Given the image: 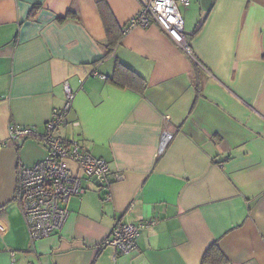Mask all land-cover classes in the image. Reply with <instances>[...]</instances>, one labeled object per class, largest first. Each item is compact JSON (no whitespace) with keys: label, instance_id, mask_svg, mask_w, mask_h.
I'll use <instances>...</instances> for the list:
<instances>
[{"label":"crops","instance_id":"0c3cea01","mask_svg":"<svg viewBox=\"0 0 264 264\" xmlns=\"http://www.w3.org/2000/svg\"><path fill=\"white\" fill-rule=\"evenodd\" d=\"M190 2L192 56L156 23L122 35L138 0H0V264H203L214 245L226 264H264V0ZM117 64L145 85L111 82ZM66 83L59 133L109 163L111 200L87 181L64 228L32 242L17 173L46 150L9 128L43 133ZM120 222L146 225L131 255L103 246Z\"/></svg>","mask_w":264,"mask_h":264},{"label":"built area","instance_id":"2783aa9c","mask_svg":"<svg viewBox=\"0 0 264 264\" xmlns=\"http://www.w3.org/2000/svg\"><path fill=\"white\" fill-rule=\"evenodd\" d=\"M140 11L123 29L127 35L136 28H149L153 23L161 29L186 54L192 56L190 39L185 33L184 19L179 6L187 8L190 0H138ZM66 102L61 109L53 111L52 119L46 124L43 133L34 128L12 125L9 128V141L19 147L28 140H34L46 150L43 160L32 166L20 165L17 173V199L32 242L48 238L60 232L69 217L67 204L73 197H81L88 189L87 181L97 185V190L105 194V201L111 200L109 188L112 184V171L109 163L94 157L79 141L67 140L60 135L61 127L67 124V116L74 106L75 94L66 83ZM173 135L165 131L160 140L158 156H161ZM6 143L0 144L1 149ZM69 163L76 165L85 178L73 174ZM145 224L118 223L105 239L103 246L113 247L117 256H127L137 248V238ZM6 227L0 223V231Z\"/></svg>","mask_w":264,"mask_h":264},{"label":"trees","instance_id":"16d2710c","mask_svg":"<svg viewBox=\"0 0 264 264\" xmlns=\"http://www.w3.org/2000/svg\"><path fill=\"white\" fill-rule=\"evenodd\" d=\"M110 34H111V31H110ZM122 35H123V30H122ZM110 78H111L110 81L113 82L114 84L118 85V86H125V85L127 86L132 80H134L136 82H140V83L145 85L144 79L137 72H135L134 70H132V69H130V68H128L122 64L116 65L114 75H113V77H110ZM112 183H113V181H112ZM109 192H110V190H109ZM105 194H101L104 201L106 198ZM16 198H17V196H16ZM20 206H21V204H20ZM226 263H227V261L224 258V256L222 255V253L220 252L217 245L210 247L207 250V252L205 253L204 258H203V264H226Z\"/></svg>","mask_w":264,"mask_h":264},{"label":"rangeland","instance_id":"374dc122","mask_svg":"<svg viewBox=\"0 0 264 264\" xmlns=\"http://www.w3.org/2000/svg\"><path fill=\"white\" fill-rule=\"evenodd\" d=\"M179 10L181 11L182 16H183L184 15V13H183V7L181 5L179 6ZM183 18H184V16H183Z\"/></svg>","mask_w":264,"mask_h":264}]
</instances>
